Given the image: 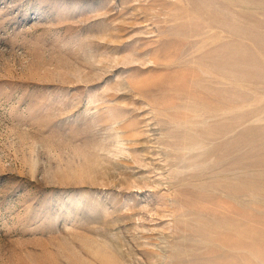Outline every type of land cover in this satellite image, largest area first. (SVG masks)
<instances>
[{"label": "rangeland", "instance_id": "obj_1", "mask_svg": "<svg viewBox=\"0 0 264 264\" xmlns=\"http://www.w3.org/2000/svg\"><path fill=\"white\" fill-rule=\"evenodd\" d=\"M103 248L264 264V0H0V264Z\"/></svg>", "mask_w": 264, "mask_h": 264}, {"label": "bare ground", "instance_id": "obj_2", "mask_svg": "<svg viewBox=\"0 0 264 264\" xmlns=\"http://www.w3.org/2000/svg\"><path fill=\"white\" fill-rule=\"evenodd\" d=\"M103 249H101L100 252L97 250V257L100 258L102 261H105L107 264H125L122 261L123 259L121 260L120 256H117L116 252H113L112 250V252L107 251L108 249L105 251V249Z\"/></svg>", "mask_w": 264, "mask_h": 264}]
</instances>
